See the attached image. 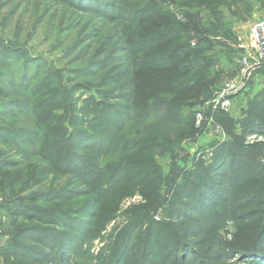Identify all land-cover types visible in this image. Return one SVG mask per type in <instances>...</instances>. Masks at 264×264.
I'll return each instance as SVG.
<instances>
[{
    "label": "rangeland",
    "instance_id": "obj_1",
    "mask_svg": "<svg viewBox=\"0 0 264 264\" xmlns=\"http://www.w3.org/2000/svg\"><path fill=\"white\" fill-rule=\"evenodd\" d=\"M72 3L86 4L102 13L103 10L114 12L113 4L124 6V11L132 4H137L136 12L143 7L141 1L133 0H0V41L19 51L7 60L17 68L13 72L17 73L16 79L25 70L26 60L31 75H35V83H40L44 75L56 73L60 79L53 88L66 87L71 92L59 97L66 105L54 106L51 110L64 113L65 119L80 121L83 108L89 104L87 98L93 96L94 101L121 107L122 119L112 116V120L126 132L132 122L139 131H148L151 124L143 120L148 116L154 122L175 121L171 124L178 135L180 128L187 124L184 107L179 103L183 96L175 95L172 99L175 106H160L163 108L160 111L159 108L143 110L139 105L133 109L135 105L126 100L133 89L131 83L141 84L149 72L145 67L157 65L148 50L156 41L154 36L133 39L131 35L127 39L122 28L127 26L129 32L138 31V36L145 31L149 36L157 28L159 14L132 15L126 11L120 13L123 24L115 28L102 15L85 13L80 7L71 6ZM212 4L191 8L184 2L166 1L163 6L176 20L186 11L206 27L216 24L220 34L219 38H210V43H199L210 47L203 54L210 59L208 70L215 83L207 96L193 106L191 134L172 149L160 151L150 146V138L145 134L139 135L138 142L136 136L126 139L125 132L123 142L115 145L116 150H112L114 141L107 153L95 156L98 168L105 167L106 179L97 166L83 167L79 176L91 189H99L97 184H107L111 174H119L102 187L101 208L107 217L102 227H94L90 224L92 219L83 221L79 216L69 222L71 228L79 231L73 232L76 234L73 247L65 259L58 258L59 249H53L54 241L62 239L58 232L63 230L64 219L56 223L54 215L32 208L47 205L42 200L33 202L37 192L57 189L73 182L74 177L49 174L29 181L28 187L23 186L17 192L21 200L25 199L22 215L0 207V264H115L126 234L127 250L119 256L118 264H138L145 244L152 250L148 264H264V233L257 235V239L249 238L252 233L264 230V112L255 119L248 113L250 103L264 97V69H256L244 78L239 63L242 51L238 45L239 37L242 40L248 37L249 24L264 18V0H224L216 9L210 7ZM113 34L115 38L110 41L109 36ZM125 40H133V49L140 52L131 55L121 51L128 48ZM191 42L194 45L198 41L194 38ZM104 45L116 58L106 65L101 55ZM77 69L87 73V78L80 77ZM229 80L237 81L239 86L232 94L230 110L218 112L209 105L206 108L204 103L214 99L219 87ZM89 82L92 87L87 86ZM95 88L104 90L106 95L99 96ZM200 111L203 118L197 122L196 114ZM88 112L83 120L89 123L93 112ZM248 118L254 120L248 122ZM187 127L180 131L182 137ZM72 128L66 124L67 131ZM229 143L232 147L227 146ZM28 150L31 153V147ZM33 161L41 169L48 164L38 157ZM199 180L210 181L207 191L198 185ZM83 187L72 183L69 188ZM198 190L205 194L200 196ZM13 195H0V204L16 196ZM49 206L53 204L48 203ZM258 210V216L248 217ZM15 249L19 253L3 255L4 251Z\"/></svg>",
    "mask_w": 264,
    "mask_h": 264
},
{
    "label": "trees",
    "instance_id": "obj_2",
    "mask_svg": "<svg viewBox=\"0 0 264 264\" xmlns=\"http://www.w3.org/2000/svg\"><path fill=\"white\" fill-rule=\"evenodd\" d=\"M133 1H138V3L141 1L143 3V7L139 9L142 11H135L137 4L128 6L126 11L132 15L141 13L149 14L150 12L159 14L156 16L158 17L156 23L157 28H154L149 36H146L145 31L140 32L141 36H138V31L129 32L126 26L122 28V34L124 37L126 36L127 39L131 37V35H133L131 37L133 39H136V37L145 39L154 36L157 44L155 42V46H148V50L149 54L152 55L153 59L157 62V65L145 67L149 72L145 74L141 84H138V82L134 84L131 83L133 89L128 92L126 100L135 105L134 107L131 106L133 109H136V105H139V108L141 106L143 110H157L159 108L160 111L163 110L160 106L166 105L171 108L175 106H172V104H174L172 99L175 95L183 96V99L179 103L184 107V118L187 123L186 127L188 126V130L183 137L180 131H185L186 127L180 128L177 135L175 134V126L171 124L175 121L167 122L164 119H159L157 122H154V120H152V122L148 116L143 119L144 122L151 124V126L148 127V131H139L137 125H133L132 122L130 126L127 125L129 129L126 132L117 122L112 120V116L122 119L123 112L121 107L114 103L105 104L97 100L94 101L93 96L87 98V103L89 104L85 106L82 111L83 115L88 114V111L93 112V116L89 123L83 120V115L80 121L76 119L72 120L71 118L65 119L66 115H63L64 113L58 114L51 110L54 106L61 107L62 105H66L59 97H65L64 93L71 92H68L66 87L53 88L54 83L60 79L57 74L51 73L50 75H44L40 83H35L33 82V77H35V75H31L28 67L29 62L26 60L24 61L26 68L17 80V73H13L15 71L17 72V68H13L9 65L7 60H9V56L15 55L16 53L18 54L19 51H15L16 48L0 41V195L5 197L11 193L16 195L15 197H9L6 203L0 204V207H5L7 210H11L13 214L20 216L23 214V208L26 207V204L25 199L21 200L17 192L23 188V186L28 187L29 181L41 177L45 178L49 174H66L70 177H74L73 182L69 181L57 189L47 192H37L35 194L37 198L33 200V202L41 200L47 202V205L42 208L39 206L32 208L34 211H41L44 214L54 215V219L57 221L56 223H58V220L64 219L62 224L63 230H59L58 232L62 239H57L53 243V249H59L58 258L65 259L69 255V251H71L73 247L74 235H76L73 232L78 233L79 231L75 227L71 228V224H69L73 217L79 216L83 218L81 219L83 221L90 218L92 219L90 224L93 226L95 225L94 227H102L104 225L107 217L101 208L104 197L102 187H104L103 185H109L114 177L119 174V172L111 174L110 178L107 180V184L106 182H104V184H97V186L100 187L99 189H91L87 188L84 181L81 180L79 176L81 169H83V167L96 168L97 166V169H101L100 173H104L106 179L107 172L105 167L102 165L101 168H98V164H95V156L105 154L113 148V146L121 144L124 140L125 132L126 139L131 140L136 136L139 140L138 142H140L139 135L144 137L145 134L146 137L150 138L148 140L149 144H151L150 146L156 147L160 151L163 149H172V147L178 145L187 134L190 135L193 131V117H195L193 106L197 104L201 98L207 96L209 88L215 83H213L212 74L208 70L207 63H209L208 60L210 59L203 54V52L210 49V47L205 48L199 46V43L200 41H207L210 43V38L216 39L220 37L219 30L217 26H215L216 24L206 27L200 23L197 18L189 16L186 11L183 12V17H178V20H176L170 12L165 11V8L163 9V6L166 1L171 3L184 2L191 8L195 5H210L213 3L210 7L216 9L218 4L224 0ZM71 6L80 7L85 13L93 12L102 15L103 19L112 23L115 28H119L123 24V18L120 16V13L126 12L123 10L124 6L117 7L114 4V12L103 10V13L100 9L92 10L86 4L81 6L72 3ZM236 15L238 16V12ZM230 36L228 35L227 37ZM231 37L233 39V36ZM113 38H115L114 34L109 36V39H111L110 41H112ZM194 38H196L198 42L192 45L191 40ZM131 41L125 40L124 44L128 48L126 49L124 46L125 49H121V51H127L130 52L131 55H134L140 52V50L133 49L134 46L132 47L133 42ZM105 45L101 49V55H104L103 60L106 65L110 60L116 58L112 57L111 52L110 54L107 52L108 50ZM7 70H9L8 73L6 72ZM78 70L79 69H77L76 72ZM150 71L152 72L151 74ZM77 73L81 75L80 77L87 78L88 76L83 70H81V73ZM90 75L94 77V74L90 73ZM216 81L218 83L219 80ZM13 85L15 88H11ZM87 86L92 87V84L89 82ZM95 91L99 96L106 95L102 89L95 88ZM165 95L167 98H164ZM147 101L150 103L154 101V103L148 104ZM89 106H91V108H89ZM248 109V113L252 115V118H256L263 113L264 97L252 101ZM138 111H140V109ZM217 111L225 112L221 110ZM151 119H153V117H151ZM254 119L248 118L247 121H253ZM64 120H66L65 124H63ZM66 124L71 125L73 128L67 131V129H65ZM114 141L116 143L113 145ZM110 146L112 147L110 148ZM227 146L232 147L230 143ZM29 147H31V153H29ZM112 150H116V146ZM234 153L236 152L233 151V154ZM15 156H17V158L19 157L21 160H14L15 158L13 157ZM36 157L41 161L48 162V164H45V167L41 169L38 163L32 162L33 158ZM117 164L115 166H117ZM205 169L207 170V168H203V170ZM117 170L118 169L115 171ZM72 183L81 184L84 187L75 189L69 188ZM198 183V185L206 191L208 190L206 187L210 186V181L199 180ZM176 186L178 187L179 185ZM198 191L200 196L205 194L202 190ZM48 203L49 205L53 204V206L47 207ZM149 211L151 212L152 209ZM258 213H260V210L254 213L252 212L248 217H256ZM144 216L147 217V215ZM147 228H151V225L147 226ZM263 233L264 230L260 233H252L253 235L249 238L254 240L256 237L255 239H257V235L261 236ZM127 236L128 234L125 235L120 244L118 258L120 255L126 253ZM147 245L148 244L142 246V258L140 257L137 259L138 264H148L147 258L151 255L152 250L150 248L148 249ZM17 251L16 249L10 252L4 251L5 253H3V255L6 257L7 254L13 256L15 253H19ZM20 253L23 254V252ZM169 256L171 257V255ZM118 258L115 264H118L120 261V259L118 261Z\"/></svg>",
    "mask_w": 264,
    "mask_h": 264
},
{
    "label": "built area",
    "instance_id": "obj_3",
    "mask_svg": "<svg viewBox=\"0 0 264 264\" xmlns=\"http://www.w3.org/2000/svg\"><path fill=\"white\" fill-rule=\"evenodd\" d=\"M238 45L241 48L240 66L242 74L247 78L256 69H264V18L252 21L249 24L248 37L244 40L238 38ZM239 89L235 80L226 81L219 87L214 99L204 103L215 110L229 111L232 106V94ZM203 118L202 111L196 114V121ZM211 152L208 153L210 155Z\"/></svg>",
    "mask_w": 264,
    "mask_h": 264
},
{
    "label": "crops",
    "instance_id": "obj_4",
    "mask_svg": "<svg viewBox=\"0 0 264 264\" xmlns=\"http://www.w3.org/2000/svg\"><path fill=\"white\" fill-rule=\"evenodd\" d=\"M2 238L0 237V244H1Z\"/></svg>",
    "mask_w": 264,
    "mask_h": 264
}]
</instances>
